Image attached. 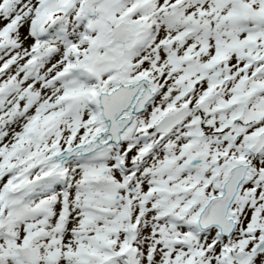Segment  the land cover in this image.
<instances>
[{
    "label": "snow or ice",
    "instance_id": "snow-or-ice-1",
    "mask_svg": "<svg viewBox=\"0 0 264 264\" xmlns=\"http://www.w3.org/2000/svg\"><path fill=\"white\" fill-rule=\"evenodd\" d=\"M0 264H264V0H0Z\"/></svg>",
    "mask_w": 264,
    "mask_h": 264
}]
</instances>
